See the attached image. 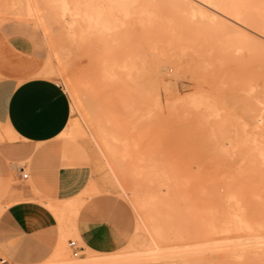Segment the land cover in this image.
Instances as JSON below:
<instances>
[{
	"label": "rangeland",
	"instance_id": "rangeland-1",
	"mask_svg": "<svg viewBox=\"0 0 264 264\" xmlns=\"http://www.w3.org/2000/svg\"><path fill=\"white\" fill-rule=\"evenodd\" d=\"M213 1L241 25L225 29L213 9L182 0H0V31L49 62L71 101L68 128L47 148L87 175L77 198L55 204L67 234L47 264L80 261L70 241L86 259L114 257L106 264H264V219L247 176L264 162V39L250 38L264 32V0ZM10 187L0 183V208L13 203ZM94 201L121 229L108 254L76 232ZM241 220L252 231H234Z\"/></svg>",
	"mask_w": 264,
	"mask_h": 264
},
{
	"label": "crops",
	"instance_id": "crops-1",
	"mask_svg": "<svg viewBox=\"0 0 264 264\" xmlns=\"http://www.w3.org/2000/svg\"><path fill=\"white\" fill-rule=\"evenodd\" d=\"M45 65L25 39L0 31V128L15 138L0 143V183L11 186L6 200L13 201L0 208V251L14 264L53 257L67 234L65 208L57 214L44 204L77 198L87 181L85 169L64 166L61 155L47 148L68 127L72 105L58 81L39 75ZM22 169L29 170L27 179ZM104 203H88L74 222L91 250L108 254L121 229L96 211Z\"/></svg>",
	"mask_w": 264,
	"mask_h": 264
},
{
	"label": "bare ground",
	"instance_id": "bare-ground-1",
	"mask_svg": "<svg viewBox=\"0 0 264 264\" xmlns=\"http://www.w3.org/2000/svg\"><path fill=\"white\" fill-rule=\"evenodd\" d=\"M119 4L122 2V0H116ZM184 4H187L189 7L193 8L194 9V6L193 5H199L201 7H206V8H210V9H213V14L211 17V19H213L214 21L218 22L219 25H221L222 27H224L225 29H227L229 26H230V21L234 24L238 21L234 20L235 19H240L238 17V14H236V12H229V11H226L225 9V12L223 11H220L222 10L221 8L218 7V5L213 1V0H192L193 2H189V1H186V0H182ZM194 3V4H193ZM229 14V16H227V13ZM39 15V14H38ZM28 17H30L31 15H27ZM34 18V16H32ZM234 17V18H233ZM35 19V18H34ZM245 19V18H244ZM38 21V20H37ZM238 24H240V22H238ZM241 25V24H240ZM243 26V25H242ZM241 26V27H242ZM240 27V28H241ZM244 27V26H243ZM230 28V27H229ZM235 30V28H234ZM245 31V29H243ZM251 29H249L250 31ZM240 31V30H239ZM248 31V30H247ZM238 32V30H237ZM96 33V32H95ZM249 33V32H248ZM247 33V34H248ZM241 34V33H240ZM246 34V33H245ZM246 34V35H247ZM253 34V36H251V40L254 44H257V40L254 38V37H257L259 36L260 38L264 39V32L260 29H256V30H251V35ZM255 35V36H254ZM248 36V35H247ZM103 39V38H102ZM260 40V39H259ZM103 41V40H102ZM105 41V40H104ZM260 44V43H259ZM102 45V44H101ZM103 46V45H102ZM104 47V46H103ZM105 54V52H104ZM116 64V68L119 69V66L117 65V63H109V65L106 67V69H113L114 65ZM105 69V70H106ZM156 69H152V72H155ZM103 71V70H102ZM55 69L53 67H51V65L49 64V62L46 63L45 67L42 69V71L40 72V76L42 77H46V78H51L50 76H55ZM103 73V76L101 78L103 79H109L108 81H111V82H117L119 77L116 76L115 74H106L104 73V71L102 72ZM102 75V74H101ZM152 75V74H151ZM156 77V74L154 73L153 74V78ZM119 83V81H118ZM117 83V84H118ZM68 128V127H67ZM66 128V129H67ZM6 132L8 133V138L10 137V139H15L14 136L12 135V132L11 130H7L5 129ZM66 131V130H65ZM64 131V132H65ZM64 132L62 133V135L64 134ZM14 134V133H13ZM61 135V136H62ZM0 139H5V137H2V135L0 134ZM2 141V140H1ZM105 143V145L107 146L106 147V151L107 153H105L107 156H112V157H115L116 155V150L112 148L111 144L107 142H109V140L106 142L105 140L103 141ZM103 154V155H105ZM263 159H264V156H262ZM109 159V158H108ZM248 186H249V189H252L254 194H252L250 196V201L252 203L255 204V207H259L258 211L259 212V216L260 218H263L264 219V198H262L259 194H258V191L260 190H264V162H263V168L261 170H253L251 171L248 175ZM251 190V191H252ZM252 193V192H250ZM264 196V195H263ZM251 202H250V205H251ZM44 205H46L48 208H50L54 213H57L59 210V207L53 203H45ZM251 215V214H250ZM252 216V215H251ZM258 221H259V218H258ZM254 222V221H253ZM257 222V221H256ZM241 228H240V227ZM259 226V225H258ZM262 226V224H261ZM264 227V226H263ZM241 229H245L246 231H252V227L250 225L247 224L246 220H241L240 221V225H236L233 230L234 231H239ZM226 231H230L229 229L226 230ZM254 231V230H253ZM64 240H65V237L62 236V240H61V244H60V247L59 249L56 251V253L54 254L53 257H57L61 254V250L63 248V245H64ZM158 243L155 239L152 238V246H151V249H150V254L153 253L154 251L158 250ZM52 257V258H53ZM114 259V257H96V258H89V259H85V260H82L80 259L79 264H106V261L107 260H112ZM78 262L75 261V263H66V262H61L60 264H78ZM110 262V261H109ZM48 263V262H47ZM47 263H43V264H47Z\"/></svg>",
	"mask_w": 264,
	"mask_h": 264
},
{
	"label": "built area",
	"instance_id": "built-area-1",
	"mask_svg": "<svg viewBox=\"0 0 264 264\" xmlns=\"http://www.w3.org/2000/svg\"><path fill=\"white\" fill-rule=\"evenodd\" d=\"M21 171L23 173V179H27L29 174L25 173L23 169ZM68 248H69V250H70V252L74 258H81L82 257V253L84 251V248L80 245L79 242L70 241L68 244ZM7 263H8V261L6 259L0 257V264H7Z\"/></svg>",
	"mask_w": 264,
	"mask_h": 264
}]
</instances>
